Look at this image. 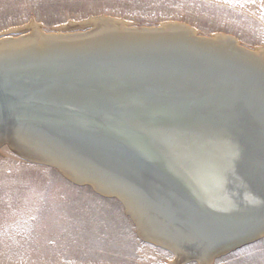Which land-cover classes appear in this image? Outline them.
I'll return each instance as SVG.
<instances>
[{
  "label": "water",
  "instance_id": "obj_1",
  "mask_svg": "<svg viewBox=\"0 0 264 264\" xmlns=\"http://www.w3.org/2000/svg\"><path fill=\"white\" fill-rule=\"evenodd\" d=\"M167 29L106 31L78 57L41 63L30 58L27 67L0 71V128L35 136L37 142L29 140L31 163L59 171L50 159L59 150L106 186L133 198L135 193L144 210H154L164 222L163 238H185V254L213 245V263L264 239L248 235L226 243L229 238L216 231L241 233L250 227L249 213L257 212L255 199L248 205L240 196L243 187L253 189L261 160L253 154L258 145L243 133L250 135L255 125L264 135V111L250 79L234 66L239 62L219 60L188 32L189 38L169 39L166 33L181 30ZM194 237L203 245H194ZM182 262L199 263L193 257Z\"/></svg>",
  "mask_w": 264,
  "mask_h": 264
},
{
  "label": "rangeland",
  "instance_id": "obj_2",
  "mask_svg": "<svg viewBox=\"0 0 264 264\" xmlns=\"http://www.w3.org/2000/svg\"><path fill=\"white\" fill-rule=\"evenodd\" d=\"M100 16L141 27L182 23L201 37L224 34L246 49L264 48V0H0V37L32 23L52 33ZM123 207L0 148V264H170L173 254L139 238ZM212 264H264V239Z\"/></svg>",
  "mask_w": 264,
  "mask_h": 264
},
{
  "label": "bare ground",
  "instance_id": "obj_3",
  "mask_svg": "<svg viewBox=\"0 0 264 264\" xmlns=\"http://www.w3.org/2000/svg\"><path fill=\"white\" fill-rule=\"evenodd\" d=\"M156 27L163 29L177 27L181 31L172 30L173 33H166V35L170 37L169 39L177 41L178 39L189 38L190 34L191 39L203 42V45L199 46L207 47L206 44H208V46H210L209 49L217 55L219 60L226 57L234 60L235 62H239L240 64L235 63L234 66L239 68V70H242L241 73L244 79H250L249 82L250 86H252L251 89L261 96L258 98V104L264 111V97H262L264 92V48L257 47L254 49H246L240 45L236 38L224 34H212L207 37H201L195 29L182 23L166 22ZM80 28H86L87 32H75L82 30ZM113 28H118V30ZM149 28L154 27L135 26L122 19L104 16L95 18L90 17L87 20L77 23L70 22L67 25L56 27L52 33H46L40 25H36L35 23L20 28H14L8 31L6 36L0 37V71L5 72L7 69L15 67H27L29 65H27L25 61H30V58L33 62L41 63L49 60L59 62L68 58L78 57L82 52L88 51L96 46L98 44L97 41L102 40V35L106 34V31L109 33L118 31L120 34H126L124 33L125 30L132 32L138 31L136 33H139L141 30ZM16 32L20 33V35L15 37L10 36ZM132 34L134 33H130L128 35ZM246 74L252 76H246ZM253 79L255 80V83L253 82ZM240 112L241 118L244 117L247 119L245 113L242 110H240ZM249 129L252 132L250 135L248 134L249 131H244L245 133L243 134L245 138H247L248 142L256 146L258 145L257 150L255 148L253 149V154L255 153L257 156H260L261 160L256 166L258 171L255 177L251 179L253 180L251 184L253 189L249 187L245 190V187H243L242 190L244 191V195L240 194V196L242 200L249 203L248 205H252V202L255 199L256 204H258V208L257 212H253V215L249 213L247 218L251 220L250 227L242 229L241 233L234 234L233 232L231 234V230L217 228L218 230L216 231L219 234L221 233L219 238H229L228 240H225L226 243L248 235H250L248 238H252L256 235L264 236V135L261 129L255 125ZM32 135L33 134L21 131V129L14 126H11L10 128L8 126L6 128H0V146L3 144H10L11 146L9 147H12L19 155H21V157H23V159L29 160V155L31 154L29 150L32 148L29 146V140L37 142L35 136ZM13 142L18 143V145H16L18 146L17 148L12 146ZM44 148L46 150L49 147ZM50 149L54 148H49L47 151L54 153V150ZM56 152L58 154H56V156L53 154L55 157L50 159L54 160L61 174L71 181L88 183L96 191L104 195L106 194L109 195V197H117L123 203L126 214L136 225L137 234L141 239L163 246L165 249H172L175 253V257L173 261H170V264H182V261L187 260L190 257L195 259L197 258L199 261L198 264H212L210 256L214 251L218 250L213 247V245L208 249H187L188 252L185 254L181 249V245L184 243L185 238H182V242L180 240L171 242L163 238L161 232H164L165 229L164 222L154 210H149V212L145 211L142 206L143 204L140 202V198L135 193L132 192L138 201L135 197L133 198L130 194H128L125 189L115 186H106L103 182L99 181L98 177H94L91 173L80 169L78 164L73 163L72 161L64 160L62 158L63 154H65L64 152L59 150H56ZM246 191L250 193H246ZM158 220L161 222L159 227ZM190 238L191 236L188 239L190 240ZM193 241L196 242L193 243L194 245H203L202 242H197L199 240L196 237L193 238ZM175 243L178 244V247H175ZM194 245L189 244L190 247H194Z\"/></svg>",
  "mask_w": 264,
  "mask_h": 264
}]
</instances>
